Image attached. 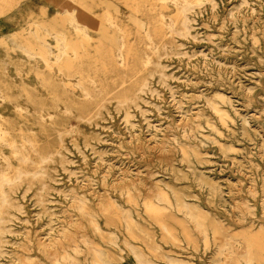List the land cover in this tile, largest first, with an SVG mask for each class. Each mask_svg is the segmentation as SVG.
I'll list each match as a JSON object with an SVG mask.
<instances>
[{
  "label": "rangeland",
  "instance_id": "1",
  "mask_svg": "<svg viewBox=\"0 0 264 264\" xmlns=\"http://www.w3.org/2000/svg\"><path fill=\"white\" fill-rule=\"evenodd\" d=\"M67 1L0 0V264H264V0Z\"/></svg>",
  "mask_w": 264,
  "mask_h": 264
},
{
  "label": "bare ground",
  "instance_id": "2",
  "mask_svg": "<svg viewBox=\"0 0 264 264\" xmlns=\"http://www.w3.org/2000/svg\"><path fill=\"white\" fill-rule=\"evenodd\" d=\"M67 1V0H66ZM187 1V0H186ZM202 1V0H201ZM68 2V1H67ZM69 3V2H68ZM68 3H67V6L64 4L63 5V7L64 6H66L67 7V11L68 12H70L71 13V15H72V21H73V23H74V26H75V28H76V30L77 31H81V29H83V28H81V26H85L86 24H87V15H85V13H83V12H81L80 11V9L78 10V9H76L75 11H73V9H71V7L70 6H72L73 5V3L71 4V5H68ZM59 7V6H58ZM61 7L62 6H60L59 8L61 9ZM241 7V6H240ZM245 7V6H244ZM248 7V6H247ZM254 9V8H253ZM59 10V9H58ZM247 10H248V8H247ZM231 11V10H230ZM236 11H237V9H236ZM238 12V11H237ZM255 12V11H254ZM230 14V13H229ZM242 14V13H241ZM261 14V13H260ZM247 19V18H246ZM258 20V19H257ZM94 21V20H93ZM96 21V20H95ZM176 21V20H175ZM247 21H248V19H247ZM253 21H254V19H253ZM222 22V21H221ZM258 22V21H257ZM95 24H96V22H94ZM91 25H93V24H91ZM94 26V25H93ZM96 26H97V24H96ZM86 27V26H85ZM89 28H92L91 26L89 27ZM147 28V27H146ZM93 29V28H92ZM95 30V29H94ZM101 31V30H100ZM252 31V30H251ZM244 32V31H243ZM54 38V37H53ZM55 41V40H54ZM252 42V41H251ZM55 43V42H54ZM253 44V43H252ZM254 45V44H253ZM61 47L59 48V51H60V55H58L57 56V60H59L61 57H63V56H67V55H72V56H74V55H76V52H75V50L74 49H71L70 47H69V45H68V43L65 41V40H63L62 41V43H61V45H60ZM251 47V46H250ZM121 49V48H120ZM156 50V49H155ZM222 50V49H221ZM200 52V51H199ZM51 54V53H50ZM120 54V53H119ZM204 54V53H203ZM30 55V54H29ZM27 57V56H26ZM188 58V57H187ZM43 61V60H42ZM148 62V61H147ZM210 64V63H209ZM226 67V66H225ZM234 68V67H233ZM224 69V68H223ZM241 69V68H240ZM201 72V71H200ZM219 74V73H218ZM259 74V73H258ZM35 75V74H34ZM230 76V75H229ZM191 79H189V81H190ZM77 81V80H76ZM68 82V81H67ZM201 82V81H200ZM208 84V83H207ZM169 90V89H168ZM200 94V93H199ZM251 94V93H250ZM88 96V95H87ZM201 97V96H200ZM229 97V96H228ZM1 100V99H0ZM173 100V99H172ZM203 100H204V96H203ZM247 100V99H246ZM230 101V100H229ZM229 101H227V102H229ZM174 102H175V100H174ZM231 102V101H230ZM177 103V102H176ZM125 104V103H124ZM197 104V103H196ZM230 104V103H229ZM198 105V104H197ZM210 105V104H209ZM212 106V107H211ZM210 107L213 109V111L215 112V114L217 115V118H218V120H219V122L221 123V124H225V122H226V120L227 119H230V116L228 115V113H227V111L225 110V109H223V108H221V107H219V106H217L216 104H212ZM157 107V106H156ZM176 107H178V106H176ZM65 109V108H64ZM186 109V108H185ZM231 109H233V108H231ZM136 110V109H135ZM185 111V110H184ZM158 112V111H157ZM191 111H189V113H190ZM237 112H239V111H237ZM199 113V112H198ZM201 113V112H200ZM236 113V112H235ZM191 114V113H190ZM240 115V114H239ZM90 116V115H89ZM192 116V115H191ZM236 116V115H235ZM242 116V115H241ZM193 117V116H192ZM197 117V116H196ZM207 117V116H206ZM239 117V116H238ZM250 117V116H249ZM80 118V117H79ZM180 118H181V116H180ZM186 118V117H185ZM196 119V118H195ZM242 119H243V117H242ZM205 120V119H204ZM90 121V120H89ZM178 121V120H177ZM185 121V120H184ZM244 121V120H243ZM246 121V120H245ZM230 123H232V121H230ZM242 124V123H241ZM210 125V124H209ZM200 126H201V124H200ZM213 126V125H212ZM242 126V125H241ZM177 127V126H176ZM226 127V126H225ZM260 127V126H259ZM132 128V127H131ZM153 128H154V126H153ZM202 128V127H201ZM200 128V129H201ZM216 128V127H215ZM214 128V129H215ZM227 128V127H226ZM133 129V128H132ZM188 129V128H187ZM242 129V128H241ZM257 129V128H256ZM184 130V129H183ZM191 130V129H190ZM218 130V129H217ZM217 130H216V132H217ZM227 130V129H226ZM149 131V130H148ZM219 131V130H218ZM243 131H244V129H243ZM197 132V131H196ZM136 133V132H135ZM147 133V132H146ZM148 133H150L151 134V132H148ZM193 133V132H192ZM222 133V132H221ZM218 135H220V133H217ZM258 134V133H257ZM2 135V134H1ZM60 136V135H59ZM151 136V135H150ZM220 136H222V134L220 135ZM224 136V135H223ZM234 136V135H233ZM251 136V135H250ZM258 136H259V134H258ZM135 137V136H134ZM148 137V136H147ZM170 137V136H169ZM183 137V136H182ZM243 137V136H242ZM193 138V137H192ZM148 139V138H147ZM158 139V138H157ZM236 140V139H235ZM249 140V139H248ZM251 140H253V139H251ZM131 141V140H130ZM168 141V140H167ZM213 141V140H212ZM156 142H158V141H156ZM211 142V141H210ZM225 144V143H224ZM263 144V143H262ZM155 145V144H154ZM163 145V144H162ZM169 145V144H168ZM217 145V144H216ZM232 145V144H231ZM249 147V146H248ZM251 148V147H250ZM231 149V148H230ZM250 151V150H249ZM182 152V151H181ZM229 152V151H228ZM261 152V151H260ZM160 153V152H159ZM163 153V152H162ZM161 153V154H162ZM234 153H235V151H234ZM242 154V153H241ZM182 155V154H181ZM167 156V155H166ZM183 156V155H182ZM245 156V155H244ZM260 156V155H259ZM48 158V157H47ZM246 158V157H245ZM2 159V158H1ZM238 160V159H237ZM235 161V160H234ZM159 162V161H158ZM230 162H232V160L230 161ZM6 163V162H5ZM238 163V162H237ZM237 163H236V165H237ZM244 165H246V164H244ZM101 167V166H100ZM242 167H244V166H242ZM256 167V166H255ZM124 169H126V168H124ZM239 169V168H238ZM246 169V168H245ZM120 171H121V169H119ZM242 170V169H241ZM240 170V171H241ZM247 170V169H246ZM249 170H251V169H249ZM133 171V170H132ZM245 172V171H244ZM250 172V171H249ZM107 174V173H106ZM139 174V173H138ZM144 174V173H143ZM26 175V174H25ZM115 175V174H114ZM134 175V174H133ZM149 175V174H148ZM201 175H202V172H201ZM251 175V174H250ZM120 177V176H119ZM123 177V176H122ZM133 177V176H132ZM205 177H207L208 178V176H205ZM130 178V177H129ZM2 179V178H1ZM200 180H201V178H200ZM213 180V179H212ZM249 180V179H248ZM101 181H103V180H101ZM94 182V181H93ZM162 182V181H161ZM161 182H159V183H161ZM214 182V181H213ZM217 182V181H216ZM262 182V181H261ZM8 183V182H7ZM114 183V182H113ZM82 184V183H81ZM163 184V183H162ZM218 184V183H217ZM239 184V183H238ZM167 185V184H166ZM214 185V184H213ZM132 186V185H131ZM164 186H165V184H164ZM207 186V185H206ZM222 186V185H221ZM2 187V186H1ZM133 187V186H132ZM210 187V186H209ZM228 188V187H227ZM171 189V188H170ZM126 190V189H125ZM210 190V189H209ZM173 191V190H172ZM215 191V190H214ZM102 192V191H101ZM208 192V191H207ZM100 193V192H99ZM119 193H121V192H119ZM182 193V192H181ZM94 194H95V192H94ZM162 194V193H161ZM160 194V195H161ZM100 195V194H99ZM220 195H223V193H221ZM4 196V195H3ZM65 196V195H64ZM97 196H98V194H97ZM138 196V195H137ZM164 196V195H163ZM214 196V195H213ZM212 196V197H213ZM184 197H185V195H184ZM156 198V197H155ZM186 198V197H185ZM215 198V197H214ZM87 199V198H86ZM98 199V198H97ZM162 199H163V197H162ZM3 200H5L4 198H3ZM88 200V199H87ZM221 200V199H220ZM225 200V199H224ZM223 201V200H222ZM221 201V202H222ZM237 201V200H236ZM98 202V201H97ZM100 202V201H99ZM98 202V203H99ZM185 202V201H184ZM264 202V201H263ZM5 203V202H4ZM53 203V202H52ZM241 203V202H240ZM186 204V203H185ZM188 204V203H187ZM222 204V203H221ZM75 205V204H74ZM85 205V204H84ZM118 205V204H117ZM189 205V204H188ZM224 205V204H223ZM86 206V205H85ZM192 206H194V205H192ZM2 207V206H1ZM189 207V206H188ZM172 208V207H171ZM196 208V207H195ZM231 208H233V207H231ZM64 209V208H63ZM173 209V208H172ZM263 209V208H262ZM76 210V209H75ZM148 210L150 211V213L152 214L151 216L152 217H155V218H162L161 217V214H162V209L161 208H159V207H155V206H153V205H149L148 206ZM181 210V209H180ZM184 210V209H183ZM80 211V210H79ZM166 211V210H165ZM187 211V210H186ZM236 211V210H235ZM1 213V212H0ZM190 213H192V212H190ZM189 213V214H190ZM186 215V216H189V217H193L192 215L190 216V215ZM88 215V214H87ZM239 215V214H238ZM235 217V216H234ZM41 218V217H40ZM201 218H204V216L200 213V212H198L196 215H195V219H196V222L198 221V222H200V220H201ZM1 219V218H0ZM191 219V218H190ZM54 221V220H53ZM72 221V220H71ZM73 222V221H72ZM159 222V221H158ZM195 222V221H194ZM198 222H197V224H198ZM55 223V222H54ZM92 223V222H91ZM196 224V225H197ZM159 225V224H158ZM45 226V225H44ZM97 227V226H96ZM160 227H161V225H160ZM160 227H159V229H160ZM196 227V226H195ZM42 228V227H41ZM51 228V227H50ZM78 228V227H77ZM99 227H97V229H98ZM81 229V228H80ZM163 230V229H162ZM204 230V229H203ZM56 231V230H55ZM165 231V230H164ZM167 231V230H166ZM166 231H165V233H166ZM199 231V230H198ZM261 231L264 233V228L263 229H260V232L258 231V232H254V233H252V234H249V236L246 238V240H248V241H253V240H261L260 238H259V235H261ZM62 234V233H61ZM213 234H214V238L216 239V241H217V239H219L220 240V242H223L222 240H221V238H222V235H221V229H220V227H219V225H217V223L216 222H214L213 223ZM47 235H50L49 233L47 234ZM19 236V235H18ZM208 236V235H207ZM45 237H46V235H45ZM56 237V236H55ZM81 237V236H80ZM79 237V239H81ZM203 237V236H202ZM59 238V237H58ZM62 238V237H61ZM205 238V237H204ZM65 239V238H64ZM29 240V239H28ZM214 240V239H213ZM30 241V240H29ZM55 241V240H54ZM263 241H264V237H263ZM242 242V241H241ZM262 242V241H261ZM260 242V243H261ZM87 243V242H86ZM243 243V242H242ZM264 243V242H263ZM225 244V243H224ZM238 244V243H237ZM254 244V243H253ZM256 244V243H255ZM254 244V245H255ZM15 245V244H14ZM70 245H71V243H70ZM115 245V244H114ZM17 246V245H16ZM75 246V245H74ZM89 246V245H88ZM262 245H258V247H261ZM19 247V246H18ZM131 247V246H130ZM145 247V246H144ZM220 247H222V243H220V245H219V248ZM264 247V246H263ZM80 248V247H79ZM90 248V247H89ZM257 247L255 246V249H256ZM21 249V248H20ZM29 249V248H28ZM73 249H74V247H73ZM241 249H243L244 250V247H242ZM258 249V248H257ZM75 250V249H74ZM50 251V250H49ZM79 252H80V250H78ZM254 251V250H253ZM257 251V250H256ZM262 251V250H261ZM99 252V251H98ZM240 252V251H239ZM238 252V253H239ZM100 253V252H99ZM242 253V254H241ZM243 253H244V251L243 252H240V254L241 255H243ZM262 253V252H261ZM10 254V253H9ZM219 254H220V252H219ZM223 254V253H222ZM244 254H246V253H244ZM218 255V254H217ZM241 255H239V256H241ZM248 255V254H247ZM67 256V255H66ZM224 256V255H223ZM222 256V257H223ZM249 256H250V254H249ZM68 257L70 258V256L68 255ZM165 257V256H164ZM215 257V256H214ZM260 257V256H259ZM12 258V257H11ZM49 258H50V256H49ZM121 258V257H120ZM133 258V257H132ZM228 258H229V260L230 261H234V257H233V255H232V253H229L228 254ZM261 258H263V256H261L260 257V259ZM26 259H27V257H26ZM98 259V258H97ZM220 260V259H219ZM18 261V260H17ZM170 261V260H169ZM176 261V260H175ZM174 261V262H175ZM264 261V260H263ZM87 262V261H86ZM177 262V261H176ZM180 262V261H179ZM215 262V261H214ZM235 262V261H234ZM251 262V261H250ZM36 263H39V262H35V264ZM55 264H56V261L54 262ZM173 263V262H172ZM231 263V262H230ZM245 263V262H244ZM4 264V263H3ZM105 264H106V262H105ZM187 264V263H186Z\"/></svg>",
  "mask_w": 264,
  "mask_h": 264
}]
</instances>
